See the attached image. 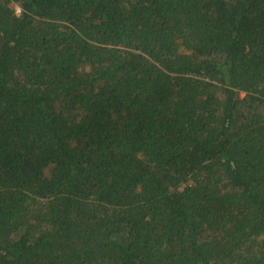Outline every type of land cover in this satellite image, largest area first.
Returning a JSON list of instances; mask_svg holds the SVG:
<instances>
[{
    "label": "trees",
    "instance_id": "16d2710c",
    "mask_svg": "<svg viewBox=\"0 0 264 264\" xmlns=\"http://www.w3.org/2000/svg\"><path fill=\"white\" fill-rule=\"evenodd\" d=\"M0 264H264V0H0Z\"/></svg>",
    "mask_w": 264,
    "mask_h": 264
},
{
    "label": "rangeland",
    "instance_id": "374dc122",
    "mask_svg": "<svg viewBox=\"0 0 264 264\" xmlns=\"http://www.w3.org/2000/svg\"><path fill=\"white\" fill-rule=\"evenodd\" d=\"M17 11H18V9H17Z\"/></svg>",
    "mask_w": 264,
    "mask_h": 264
}]
</instances>
